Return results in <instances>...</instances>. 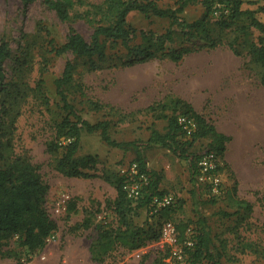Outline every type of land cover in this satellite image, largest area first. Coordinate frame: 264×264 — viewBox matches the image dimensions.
Instances as JSON below:
<instances>
[{"label":"rangeland","instance_id":"374dc122","mask_svg":"<svg viewBox=\"0 0 264 264\" xmlns=\"http://www.w3.org/2000/svg\"><path fill=\"white\" fill-rule=\"evenodd\" d=\"M175 1L159 0V4L175 6ZM242 8L255 10V15L264 21V0H243ZM202 10V4L197 1L189 4L183 15L187 20H193ZM226 13V7L216 3L211 20L224 18ZM128 20L136 28L156 34L165 32L170 21L155 15L145 16L139 11H132ZM239 22L247 23V20L243 18ZM70 27L90 40L91 24L81 18L63 21L42 0L28 4L23 0H0V39L7 40L12 51L11 57L4 63L6 78L19 87L16 92L13 86L8 85L10 89L4 96L7 111L3 127L10 131L5 135L10 140L7 154L27 153L40 164L41 174L50 185L46 206L58 225L41 251L33 253V257L28 259L26 254L23 255L25 264H86L89 258L83 257L85 243H90L95 235L91 228L81 225L83 218L89 216L94 223L117 225V215L110 205L117 195L116 188L100 176L63 175L54 168L52 158L45 151L46 141L55 132L56 121L66 114L55 86V79L61 76L66 60L70 59L75 64L73 79L66 86L68 98L85 119L91 122L111 120L109 132L117 140L146 139L152 126L163 130L167 125V116L173 111L171 98L186 100L185 95L190 94L192 84L199 86L195 93L204 97L199 114L214 125L218 121H233L234 105L240 95L246 99L253 96L257 102V116L264 113L260 68L253 63L244 65L245 59L234 54L226 44L209 47L202 39L188 40L182 34H176L168 47L193 48L181 60L158 55L133 65L121 64L127 51L118 44L108 48V57L92 68L86 57H77L70 51L62 54L54 51V46L66 40ZM232 37V30L224 34L225 39ZM137 42L140 38L134 43ZM215 69L221 81L214 91L206 81L213 80ZM90 100L103 105L96 109ZM150 106L153 109H149ZM207 144L208 138H198L190 149L203 151ZM77 153L97 156L98 174L109 170L120 176L134 156L131 151L106 144L99 131L89 133L84 129L81 130ZM147 159L148 166L160 173L158 188L171 190L176 196V203L168 212L161 214H151L148 204L136 207L131 214L133 222L139 226L153 223L159 228L163 220L169 219L176 226L181 227L184 222L195 226L196 215L190 195L191 175L186 160L163 147L147 150ZM222 160L225 163L222 171L224 190L214 196V202L203 205L201 210L207 217L216 244L221 247V241L226 243L224 264H264L260 254L241 248L247 242L264 246V140L252 143L240 158L246 173L258 179L257 187L249 185L248 181L239 187L225 152ZM63 193L69 194L67 208L69 205H74V208L58 212L57 202ZM202 194L203 198L211 196L204 189ZM238 200L251 203L252 209L238 206ZM16 250L21 254L20 248ZM162 253L152 246L136 256L133 251L116 247L103 262L93 261L91 264H161ZM42 255L45 257L42 258ZM15 263V258L0 257V264Z\"/></svg>","mask_w":264,"mask_h":264},{"label":"trees","instance_id":"16d2710c","mask_svg":"<svg viewBox=\"0 0 264 264\" xmlns=\"http://www.w3.org/2000/svg\"><path fill=\"white\" fill-rule=\"evenodd\" d=\"M23 1L28 4L34 0ZM42 1L53 9L59 19L63 21L81 18L93 26L90 40H87L75 28L70 27L66 40L61 45L54 46L56 54L70 51L77 57H86L92 68L99 66L98 61L108 57V48H114L118 44H121L127 51L126 59L121 61L123 65L148 61L158 55H168L170 59L179 61L193 48L191 46L171 48L168 47V44L174 41L176 34H182L184 39L198 38L207 41L209 47H215L218 44L228 45L234 54L245 59L244 65L253 63L260 68L259 79L264 86V21L255 15V10L242 8L243 0H176L175 6L166 7L160 5L159 0ZM197 1L203 6L202 12L195 19L187 20L183 15L185 8ZM216 3L224 5L227 13L224 18L213 21L211 13ZM132 11H139L145 16L155 15L168 18L169 26L165 32L160 34L138 29L128 20ZM243 18L247 20V23L239 22ZM231 30L233 37L225 39L224 34ZM137 38H140V42L134 43ZM11 55L9 42L1 38L0 257L15 258V264H25L22 260L23 255L26 254L28 259L29 254L41 251L58 225L46 206L50 185L41 174L40 164L34 162L27 153L7 154L10 140L5 135L10 131L3 127V117L7 111L4 96L10 89L8 85L13 86L14 91H19L18 85L14 82L10 83L6 78L4 63ZM74 67L75 64L72 60H66L61 76L55 79L56 92L66 114L61 120L56 121L55 132L46 141L45 151L52 158L54 168L63 175L89 178L100 176L117 190V195L110 204L117 215V225L94 223L89 216H85L81 223L85 228H91L95 235V238L90 242L92 260L103 262L116 247L134 251L159 238L161 225L159 228L153 223H148L147 226L136 225L131 214L136 207L148 204L151 194L165 191L158 188L160 173L148 166L147 159V150L153 147H163L186 160L190 170L192 183L190 195L196 215L195 226H189L187 222L182 223L181 227L176 226L181 238L185 236L188 227H191L193 231L194 245L187 249L190 263L203 264L202 262L205 261V264H224L226 243L221 241V247L216 244L207 217L201 210L203 205L214 202V196L203 198V186L197 181L195 173L197 160L207 151L216 153L220 159L219 168L224 170L225 163L222 160V155L230 137L218 131L214 123L197 113L189 102L176 97L170 100L173 111L171 115L167 116V125L163 130L152 126L146 139L117 140L109 132L111 120L100 119L91 122L85 119L80 110L68 98L66 86L73 79ZM90 103L96 109L103 105L93 100H90ZM149 109H153V107L150 106ZM179 109L181 110L177 111ZM178 112L192 116L196 121V130L190 137L183 135L182 128L176 119ZM83 129L89 133L99 131L101 139L106 144L133 153L132 161H136L140 170L147 173L150 179L147 191L137 202L128 198L123 190V176L109 170L98 174L99 160L97 156L90 153L78 155L81 130ZM198 138H208L207 147L203 151L190 149ZM175 203L163 208L159 214L163 211L168 212ZM238 206L252 209V204L243 200H238ZM73 208L74 205H69L67 209ZM17 247L20 248L21 254L16 250ZM241 248L242 250L248 248L260 254L259 256L264 261V246L255 242H247ZM166 256L167 251L162 253V257L159 259L161 264H166L164 262Z\"/></svg>","mask_w":264,"mask_h":264},{"label":"built area","instance_id":"2783aa9c","mask_svg":"<svg viewBox=\"0 0 264 264\" xmlns=\"http://www.w3.org/2000/svg\"><path fill=\"white\" fill-rule=\"evenodd\" d=\"M177 122L182 128L183 135L190 137L196 130V121L192 116L177 113ZM220 159L213 151L204 152L196 164L195 177L203 186V189L211 196H218L224 190L223 170L219 168ZM123 190L128 198L133 202H137L144 196L149 184V175L140 170L136 161H131L126 168L122 169ZM69 194L63 193L61 200L57 202V211L62 212L67 208ZM176 202V196L171 190L159 191L151 194L149 199V207L151 214L159 213L163 208L173 205ZM191 227L185 231V236L181 238L175 223L172 220H164L160 226L159 238L142 247L134 250L133 255L140 256L152 246L157 247L160 251H167V256L164 258L166 264H191L189 260L188 248L194 245V237ZM33 257V254H29ZM45 255H42L44 258ZM83 264V263H82Z\"/></svg>","mask_w":264,"mask_h":264},{"label":"crops","instance_id":"0c3cea01","mask_svg":"<svg viewBox=\"0 0 264 264\" xmlns=\"http://www.w3.org/2000/svg\"><path fill=\"white\" fill-rule=\"evenodd\" d=\"M213 75L217 80L215 77H212L213 80H208L206 82L209 83L208 85L215 91L216 85L219 84L221 80H218L217 69L213 71ZM198 87L199 86L192 84L190 94L185 95V99L192 104L197 113H201L200 110L203 107L204 97L195 93ZM235 103L234 115L232 116L233 121H218L215 123V126L218 131L230 137L225 149V158L230 162L236 173L239 187L242 186V184L246 185L247 181L249 185L257 187L259 185L258 179L246 173V169L241 164L240 158L243 153L247 152L248 146L254 142L264 140V113L261 116H257L255 111V104L257 102L254 101L253 96L246 99L240 95ZM232 148L233 151H231ZM83 257L89 258V260H86V264H91L93 262L90 252V243H85Z\"/></svg>","mask_w":264,"mask_h":264}]
</instances>
